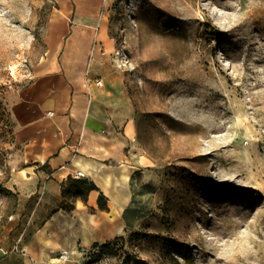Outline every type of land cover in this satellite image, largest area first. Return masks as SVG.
I'll return each mask as SVG.
<instances>
[{
    "label": "rangeland",
    "instance_id": "obj_1",
    "mask_svg": "<svg viewBox=\"0 0 264 264\" xmlns=\"http://www.w3.org/2000/svg\"><path fill=\"white\" fill-rule=\"evenodd\" d=\"M70 11L0 0V244L22 227L4 97L55 62ZM97 22L147 165L126 186L132 225L75 264H264V0H110Z\"/></svg>",
    "mask_w": 264,
    "mask_h": 264
},
{
    "label": "crops",
    "instance_id": "obj_2",
    "mask_svg": "<svg viewBox=\"0 0 264 264\" xmlns=\"http://www.w3.org/2000/svg\"><path fill=\"white\" fill-rule=\"evenodd\" d=\"M69 1L71 11L63 17L68 23L60 22L66 27L64 45L71 41L74 47L87 44L86 49H74L65 63L63 45L54 63L4 97L17 150L8 186L17 194L22 227L12 242L0 244V264H75L79 249L132 225L135 209L126 186L147 162L135 150L134 110L121 71L108 61L113 44L105 25L97 22L110 0L96 2L95 15ZM92 28L88 39L79 36ZM123 172L128 179L121 187ZM69 177L87 179L98 190H91L86 201L73 199V209L67 210L61 208V190ZM106 186L114 190L107 193ZM100 192L105 210L97 204ZM63 250L71 254L65 262L59 260Z\"/></svg>",
    "mask_w": 264,
    "mask_h": 264
},
{
    "label": "trees",
    "instance_id": "obj_3",
    "mask_svg": "<svg viewBox=\"0 0 264 264\" xmlns=\"http://www.w3.org/2000/svg\"><path fill=\"white\" fill-rule=\"evenodd\" d=\"M91 190H98V189L89 180L73 179L69 177L64 183L62 190H61V195H62L61 208L67 209V210L73 209L72 200L75 198H81L83 201H86L87 195L89 194ZM97 204H98L99 209L101 210L106 209L105 197L101 192L97 199ZM96 248L100 249L99 255H102L105 250H108V246L106 244L99 245Z\"/></svg>",
    "mask_w": 264,
    "mask_h": 264
},
{
    "label": "bare ground",
    "instance_id": "obj_4",
    "mask_svg": "<svg viewBox=\"0 0 264 264\" xmlns=\"http://www.w3.org/2000/svg\"><path fill=\"white\" fill-rule=\"evenodd\" d=\"M74 1H75L76 5H77L78 11L84 12L86 14H94V15L98 13V3L96 4V2H98L99 0H74ZM90 31H91L90 33H84L83 32V33L79 34V36L86 40L92 35V33L94 31V28L90 29ZM87 46L88 45L85 44V45H83L81 47H80V45L74 47V45L71 43V41H69L68 44L66 43L64 45V50H63L64 53L62 55L63 62L67 63L65 58H66L67 55H70V53L74 49H77L78 51H83V50L86 49ZM80 67H82V62L78 63V68H80ZM121 177H122L121 187H124V185H125V183H126V181L128 179V175H127V173L123 172Z\"/></svg>",
    "mask_w": 264,
    "mask_h": 264
},
{
    "label": "built area",
    "instance_id": "obj_5",
    "mask_svg": "<svg viewBox=\"0 0 264 264\" xmlns=\"http://www.w3.org/2000/svg\"><path fill=\"white\" fill-rule=\"evenodd\" d=\"M101 84H102L101 81H97V85L98 86H100ZM95 252L99 254L100 253V249L99 248H96L95 249ZM71 253H73V252H71ZM70 255L71 254H70V252L68 250H63V251H61V253L59 255V260H61L62 262H65V261L68 260V258L70 257Z\"/></svg>",
    "mask_w": 264,
    "mask_h": 264
}]
</instances>
